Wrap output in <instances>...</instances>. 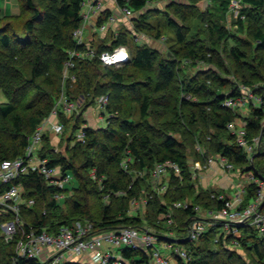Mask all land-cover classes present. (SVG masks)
Listing matches in <instances>:
<instances>
[{
	"label": "trees",
	"instance_id": "trees-1",
	"mask_svg": "<svg viewBox=\"0 0 264 264\" xmlns=\"http://www.w3.org/2000/svg\"><path fill=\"white\" fill-rule=\"evenodd\" d=\"M82 1L22 0L19 14L0 15V19L27 15L22 21L21 31L12 29L9 20L0 26V90L6 98L0 103V161L24 153L29 136L50 116L61 92L69 101L81 102V110L95 104L97 97L106 95L105 111L113 114L104 127L85 128L84 140L80 141L76 139V132L82 117L66 118L58 113V120L64 127L61 137L65 141L64 153H53L47 133H44L40 155L48 159L50 166H59L62 172L70 173L77 186L62 204L53 198L60 191L56 186L48 185L36 172L23 175L14 183L21 185L24 198L35 200L32 207H22L23 220L38 230L49 231L59 224H71L77 220L91 221L98 229L121 225L143 228L145 224L157 235L160 243L176 242L186 249L188 258L177 257L174 264H250L243 259L239 249L251 252V263L264 264V236H259L250 226L239 228L238 246L233 248L229 245L232 236L220 235L223 226L220 223L211 226L196 241L186 238L187 228L199 210L218 209L223 205V201L216 199L217 192L198 189L196 177L190 170L191 161L205 164L207 157L218 154L232 163L238 172H249L253 178L264 181V98L258 106L252 107L250 115L244 117L243 124H240L249 141L263 131L259 149L249 160L247 153L236 145L234 134L226 127L230 122L238 125V115L223 105L227 98H235L239 94L235 83L214 70L198 69L176 85L178 65L183 58L208 65H223L220 59L214 61L216 57L212 55L216 53L212 47L216 41L210 42L212 46L207 48L198 39L188 38L193 29L189 20L195 17L196 12L192 9L197 0H117L120 5L126 3L133 11H141L133 31H144L154 38L164 36L162 24L171 31L174 43L169 46L166 56L145 44L135 43L132 47L127 38L128 30L123 28L110 45L101 44L97 51L126 46L130 56L126 63L106 67L97 57L75 58L70 69L75 81H62L67 52L83 50V46L77 45L72 37L73 30L81 23ZM158 1L166 2L163 10L150 8L143 11L148 2ZM229 2L219 0L222 16L229 10ZM240 2L251 8L264 4V0ZM154 13L162 14L163 22L160 18L153 23L144 20ZM239 14L236 24L242 29L240 18L244 13L241 11ZM211 30H216L220 39L227 37L226 31L218 24H213ZM252 37L257 42L256 49L264 50V32L254 26ZM229 54L238 68L245 65L251 68L250 63L245 62L246 53L237 46L230 47ZM254 58L257 59L256 71L253 70L252 74H258L264 59L258 58V54ZM153 71L155 75L152 77L149 72ZM137 72L148 73L138 78ZM241 78L244 85L252 84L250 79ZM183 93L190 94L195 101L184 98ZM169 101L174 105L171 106ZM176 104L184 108V113L175 110L174 122H162ZM71 120L73 122L69 123ZM203 126L214 131L205 132ZM125 149H129L131 156L127 171L120 167ZM165 160L176 163L180 172L175 175L169 171L164 182L165 192L157 193L150 171L156 162ZM91 170H94L95 178L91 177ZM246 188L243 205L257 192L255 182ZM117 191L124 194L115 195ZM104 196L108 198L104 200ZM144 197L147 198L145 214L129 215L130 200ZM178 201H186L187 207L174 208L173 203ZM92 204L96 215L91 211ZM64 207L69 213H62ZM43 209L46 210L44 215ZM168 211L172 212L171 224L166 217L158 218ZM11 217L10 213L2 212L0 226ZM175 223L176 228L172 227ZM218 233L214 243L219 249L213 250L209 244ZM3 238L0 227V264H38L33 260L14 262L15 239L6 243ZM122 253L134 262L136 256L142 255L130 249Z\"/></svg>",
	"mask_w": 264,
	"mask_h": 264
},
{
	"label": "built area",
	"instance_id": "built-area-1",
	"mask_svg": "<svg viewBox=\"0 0 264 264\" xmlns=\"http://www.w3.org/2000/svg\"><path fill=\"white\" fill-rule=\"evenodd\" d=\"M112 1L114 5L106 16L105 22L100 23L97 27L100 31L107 29L106 23H130V19L134 16V11L126 3L120 5L117 0ZM230 2L238 4L240 0H230ZM150 5L151 3L148 2L145 9ZM103 6L104 0L82 1L81 23L73 30L72 37L77 45L83 46V50L73 49L67 52V59L62 70V81H75V75L70 71L75 58L97 57L101 65L106 67H118L129 60V50L126 46L120 45L98 52L92 44V38L86 42L83 30L92 16H98V18L101 16ZM112 31L116 32L117 30L113 29ZM128 31L132 32L133 39L137 43L144 38V35H138L136 31H133V28ZM80 103L78 100L69 101L62 92L50 116L37 126L29 136L24 153L16 158L0 161V214L4 212L12 215L10 219L3 221L0 227L5 239H15L13 261L33 260L38 264H171V259L163 252V245L158 241L157 235L147 226L138 228L121 225L110 229H98L91 221L77 220L71 224H59L55 229L49 231L47 229L38 230L23 220L22 207L28 208L35 204L33 198H24L21 185L14 183L23 175L36 172L44 178L48 185L56 186L60 190L53 195L54 200L57 202L64 200L73 193V189L65 188L67 184L72 182V175L62 172L59 166H50L48 159L40 155V150L44 133L50 130L54 134L61 135L64 131L63 124L58 120L59 112L66 118L82 117L76 132V139L84 140V129L92 126H88L85 122L82 113L86 108L81 110ZM95 103L102 110L97 115V121L105 126L108 119L113 115L105 111L107 96L97 97ZM235 104V98H227L223 102V105L228 108H232ZM254 105L256 104L254 103ZM226 127L230 133L234 134L236 145L246 152L247 158L251 160L252 155L257 153L259 149L260 139L254 137L249 141L246 138L244 127L235 124V122L228 123ZM55 150L53 148V151ZM197 150L200 151V147L197 146ZM124 152L120 167L127 171L131 156L129 149H125ZM213 161H217L227 171H236L232 163L218 154L207 157L205 166ZM189 165L194 177L204 167L199 161H191ZM169 171H173L175 175H178L180 168L170 160L156 162L152 167L150 178L157 193L165 192L166 183L164 182L169 175ZM90 175L95 178L94 170L90 171ZM253 182L257 185L256 195L245 205H243L247 190L245 184H238L236 191L231 196L218 193L216 199L223 201V205L218 209L203 210L205 212L204 217L197 215L187 228L186 238L190 241H196L204 232L217 223L223 225L220 235L232 236L229 244L232 248L238 246L239 228L241 227L252 226L257 234L263 237L264 181L254 180L253 178ZM114 194L123 195L124 192L117 191ZM107 198V196H104V200ZM146 203V197L143 199L132 198L129 202V209L130 211L145 210ZM173 207L185 208L187 203L186 201L174 202ZM42 214H46L45 209L42 210ZM163 217L167 218L168 223H172L171 211L163 214ZM168 233L172 234L171 232ZM168 246L173 253L174 245ZM125 249L140 252L142 255L136 256L134 262L131 258L123 255L122 251ZM174 251L176 253L175 256L173 254L174 261L177 257L183 260L188 258L187 251L182 246L176 247Z\"/></svg>",
	"mask_w": 264,
	"mask_h": 264
},
{
	"label": "rangeland",
	"instance_id": "rangeland-1",
	"mask_svg": "<svg viewBox=\"0 0 264 264\" xmlns=\"http://www.w3.org/2000/svg\"><path fill=\"white\" fill-rule=\"evenodd\" d=\"M184 3H187V2H184ZM218 3H219V0H197L194 3V8L192 10L195 11L196 14H195V17L193 19L189 20V22L193 26V29H191L190 33H188V38L189 39H198L207 48L212 46L211 44H209L210 42L212 43L213 41H216V45L212 46V47H215L216 53L215 54L212 53V55H213V57H216L214 59V61L217 59H220L222 61L223 65L222 66H217L215 64L208 65V64L201 63L197 60L191 61L190 59H184L183 58L182 59L183 61L180 62L178 65L179 71H178V74L176 76V80H177L176 85H178L179 81H181L184 77L188 78V77L192 76L196 72V70H198V69H201L202 71H205L208 69L214 70L216 72V74H219L223 78L235 83V90H237V92L239 94L235 97L236 104L233 105V107L231 109L238 115L236 122H239V124H243L244 117L250 115L252 107L256 106V105L258 106L259 103L262 102V100L264 98V65L260 69V71H258L259 72L258 74H256V73L252 74L253 70L256 71L254 69V66H255L256 61H257V59L254 58L255 55L258 54V58L260 56L261 59H264V50L263 49L262 50L256 49L255 46H257V42L252 37V30H253L254 26H257L258 28H260L264 32V4L259 8H251L249 6L242 5L241 2H239L238 4L230 2L229 6H228L229 10L222 16V13L219 9ZM232 3L234 4L235 7L232 5ZM22 7H23L22 0H0V15L15 14V16H16L22 10ZM158 7H159L158 9H162V8H164V4L159 3ZM231 7H233V8H231ZM241 11L244 13V15H241V18H240L243 21V25H242V29H239V25L236 24V21L239 19V15H240L239 13ZM140 12L134 11V15L136 14L139 16ZM161 15L162 14L154 13L152 16L144 17V20L147 22L153 23L155 21V19H157V18H160V20H162L163 17ZM15 16L14 17H8V18H1L0 19V26H2L6 20H9L11 22L12 29H15L16 31H21L22 21L25 17H27V15L24 17L23 16L15 17ZM137 19L138 18L136 17V18H133L132 20H130V24L132 26L130 29L133 28L134 24L137 22ZM162 22H163V20H162ZM213 24L220 25V27L226 31L227 37L225 39H220L218 37L216 30H214V31L211 30V27ZM124 29L130 30L129 26H124ZM162 31H163V35L165 37L164 38L165 41H161L162 44H160L161 46L159 48H162V49L158 48V51L160 53H162V55L165 57L167 50H169V46L172 45L174 43V41L172 40L173 34L171 33L170 30L166 29L164 24H162ZM127 32H128L127 33L128 41L131 44V46L133 47L135 45L136 41L133 39L132 32H130V31H127ZM137 34L142 35V36L147 35L144 31H138ZM190 36H191V38H190ZM94 37L95 38H94L93 45H94L95 49H97V47L99 45H101V41L98 39V36L96 34L94 35ZM232 46H237L240 51L246 53L245 62L250 63L251 68L247 65L243 66L241 69L238 68V65L233 61V58L229 54V48ZM243 59H245V58H243ZM192 64H194V65H192ZM147 73L146 72H137L136 76H138V78H142ZM149 74L153 77L155 75V72L154 71L149 72ZM241 77H243V78L246 77L247 79H250L252 81V84H250V86L244 85V83L241 81V79H242ZM182 96L186 99L195 101V98L191 97L190 94H184L183 93ZM253 100H255L254 103L256 105H254ZM4 101H6V98L0 90V103L4 102ZM169 103L171 106L174 105L173 101H169ZM171 106H170V109H173ZM263 106H264V104H263ZM175 110H180L182 113L184 108H182L180 105L176 104V108L172 111V113L168 112L165 115V118L162 119L161 121L162 122L166 121L165 123H167V121H168L170 124L172 122H174L175 118L173 116V113L176 112ZM101 112H102L101 108H99L95 103L91 106H88L82 114H83L84 120L88 126L103 127L104 125L97 121V115ZM183 113H184V111H183ZM73 120L69 121V123H72ZM158 123H160V121ZM200 123H201V121H200ZM201 124L203 125V122ZM206 128L207 127H204V130ZM262 128H264V119H263V127ZM213 131H214V129H212V128H209V130H207V129L205 130V132H209V133L213 132ZM262 132L263 131L261 130L260 134ZM46 133H47L46 135L49 138L51 146L54 149H56L53 153L63 154L65 141H63V139L61 140L62 134L57 135V134H54L50 130H48ZM65 133H66L65 135H67L68 131L66 130ZM174 135H176V134H174ZM176 136L178 139H180V137L178 135H176ZM238 173L239 174H245L246 177L251 175V173H247L246 171L243 173L239 171ZM133 178H135V175ZM195 180H196V184L198 185V189L199 188L201 189L199 182L197 181V179H195ZM250 180H253V179L251 178ZM254 180H255V178H254ZM76 186H77V181L75 178L72 177V182L70 184H67L65 186V188L72 190ZM211 188L213 189V191H215L214 189H216L215 187H210V188H208V190H211ZM145 190H147V189H145ZM63 201L64 200H61L62 204H64ZM63 210L64 211H62V213H66V212L69 213V211H67L65 207ZM91 211H92V213H95V215L97 214V211L95 210L94 205L92 206ZM144 212H145V210L129 211V215H141V216H143V214H145ZM197 213H198V215H200V217H204L205 212L203 210H199ZM158 218L163 219L164 217H163V215H159ZM166 225L167 224L165 223L164 226L166 227ZM144 226H146V225L144 224ZM176 226H177V223L173 224L172 227L176 228ZM252 229H254V228L252 227ZM221 231H222V227H221L220 232ZM219 233L216 234L213 237V239H211V241H210L209 247L213 250L219 249L218 245L216 243H214L216 241L215 238H217L219 236ZM3 239L6 243L12 242L10 239H5V238H3ZM172 244L174 245L173 254L175 256L176 255V253L174 251L175 248L179 247L181 245L176 243V242H172ZM161 245H162V243H161ZM238 252L242 255L243 259L246 262H248L250 264H258V262L251 263L252 257L250 258L251 252L249 250L244 249V251H243V250L239 249Z\"/></svg>",
	"mask_w": 264,
	"mask_h": 264
},
{
	"label": "crops",
	"instance_id": "crops-1",
	"mask_svg": "<svg viewBox=\"0 0 264 264\" xmlns=\"http://www.w3.org/2000/svg\"><path fill=\"white\" fill-rule=\"evenodd\" d=\"M166 4L165 1H158L155 3H151L149 7L144 9L143 11H146L147 9L150 8H159L158 4ZM113 1L112 0H104V9L102 10L101 16L98 18L95 16H92L90 21L87 23L85 26L83 32H84V37L86 39V42H88L92 38V44H93V39L95 38L94 35L96 34L98 36V39L101 41V44L103 45H110L113 40L117 37L118 33L122 31L124 26H129V29L132 27L130 23L126 22L125 24L123 22H118V23H106L107 24V29L100 31L97 27L100 23L105 22L106 16L109 14L111 11V8H113ZM164 8L160 9L163 10ZM138 17V15H134L130 20L133 18ZM102 19L99 22V19ZM115 29L117 30L116 32H113L112 30ZM134 29V28H133ZM164 36H161L159 38H154L150 35H144V38H142L141 42L138 44H145L147 46H150L154 49H158L162 44L161 41L164 40ZM137 43V42H136ZM157 45V46H156ZM162 49V48H159ZM238 125L239 122H237ZM204 167L203 169L198 172L195 177L197 181L200 184V187L203 189H208L210 187H215L214 192L217 193H223L227 194L228 196L233 195V193L237 189L238 184H245L248 185L251 183L252 176H245V174H239L237 171H227L226 169L222 168L217 161H213L209 165L202 164ZM249 173V172H248ZM213 191V189L211 188ZM217 190V191H216ZM219 191V192H218ZM163 245V252L170 257L171 264H174V259H173V253L172 249L169 248L168 245L173 246L169 242H161ZM166 244V245H165Z\"/></svg>",
	"mask_w": 264,
	"mask_h": 264
},
{
	"label": "water",
	"instance_id": "water-1",
	"mask_svg": "<svg viewBox=\"0 0 264 264\" xmlns=\"http://www.w3.org/2000/svg\"><path fill=\"white\" fill-rule=\"evenodd\" d=\"M259 139H261V134L258 136Z\"/></svg>",
	"mask_w": 264,
	"mask_h": 264
},
{
	"label": "bare ground",
	"instance_id": "bare-ground-1",
	"mask_svg": "<svg viewBox=\"0 0 264 264\" xmlns=\"http://www.w3.org/2000/svg\"><path fill=\"white\" fill-rule=\"evenodd\" d=\"M252 179H253V177H252ZM253 181V180H252Z\"/></svg>",
	"mask_w": 264,
	"mask_h": 264
},
{
	"label": "clouds",
	"instance_id": "clouds-1",
	"mask_svg": "<svg viewBox=\"0 0 264 264\" xmlns=\"http://www.w3.org/2000/svg\"><path fill=\"white\" fill-rule=\"evenodd\" d=\"M252 176V175H251ZM253 182V181H252Z\"/></svg>",
	"mask_w": 264,
	"mask_h": 264
}]
</instances>
